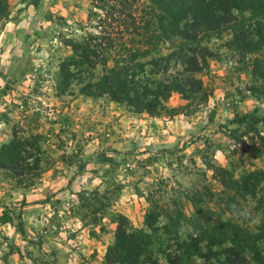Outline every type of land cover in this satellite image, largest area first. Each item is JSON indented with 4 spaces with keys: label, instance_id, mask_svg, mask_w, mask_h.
<instances>
[{
    "label": "rangeland",
    "instance_id": "374dc122",
    "mask_svg": "<svg viewBox=\"0 0 264 264\" xmlns=\"http://www.w3.org/2000/svg\"><path fill=\"white\" fill-rule=\"evenodd\" d=\"M7 5L0 148L19 140L40 154L38 172L0 167V264H126L111 250L122 233L137 264H264V181L247 177L264 172V48L239 50L232 22L202 42L213 57L200 90L139 113L83 95V78L64 88L71 45L101 30L96 0ZM249 16L238 15L245 33ZM170 66L156 79L176 77ZM24 150L19 165H33Z\"/></svg>",
    "mask_w": 264,
    "mask_h": 264
},
{
    "label": "trees",
    "instance_id": "16d2710c",
    "mask_svg": "<svg viewBox=\"0 0 264 264\" xmlns=\"http://www.w3.org/2000/svg\"><path fill=\"white\" fill-rule=\"evenodd\" d=\"M96 3L95 8L104 13V19L96 25L101 30L71 45L74 56L60 64L61 78L68 83L64 88L70 86L73 77L76 81L83 78L84 82H80L83 95L106 96L139 113L157 115L162 102L174 92L187 93V86L193 92L200 90L201 82L195 75L213 57L202 42L232 22L236 23L235 44H242L237 46L239 50L252 53L264 48V0H96ZM244 13L250 15L252 28L246 33L238 21V15ZM8 16L7 0H0V18ZM166 43L170 45V53L152 57L158 46ZM172 62L174 68L181 67L175 71L176 77L170 74L171 81L163 82L156 79L161 70L171 71ZM98 66L102 67L100 76L95 75ZM25 147L36 152L33 165H19L23 162L22 154L33 155ZM39 154L37 146L13 140L0 148V167L15 173L38 172ZM257 175L260 179L256 181L263 182L264 172H251L247 177ZM120 235L123 237L117 238L111 250L123 253L120 257L123 263L137 264L141 252L134 243V235Z\"/></svg>",
    "mask_w": 264,
    "mask_h": 264
}]
</instances>
